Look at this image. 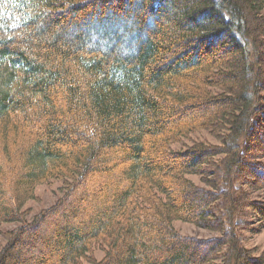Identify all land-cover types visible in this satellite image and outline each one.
I'll list each match as a JSON object with an SVG mask.
<instances>
[{
    "label": "trees",
    "instance_id": "obj_1",
    "mask_svg": "<svg viewBox=\"0 0 264 264\" xmlns=\"http://www.w3.org/2000/svg\"><path fill=\"white\" fill-rule=\"evenodd\" d=\"M0 124V264L41 222L30 264H264V0H0Z\"/></svg>",
    "mask_w": 264,
    "mask_h": 264
},
{
    "label": "rangeland",
    "instance_id": "obj_2",
    "mask_svg": "<svg viewBox=\"0 0 264 264\" xmlns=\"http://www.w3.org/2000/svg\"><path fill=\"white\" fill-rule=\"evenodd\" d=\"M2 127L3 125L0 124V141H3V138H5L4 134H2ZM25 131H27V129H25ZM193 137L207 138L209 141L213 143L217 141L211 138L205 132H199L196 135L194 134ZM173 146H175L174 148H179V144ZM180 146L182 147V145ZM187 177H190L194 182L201 185V179L203 176L190 175ZM204 177L211 179V176H208L207 174H204ZM59 189H60V184L58 182H53L52 184L38 185L35 189V198L26 201L22 206L23 209L28 210V213L26 214V218L31 219L42 208L47 207L50 204L54 203V201L61 195ZM243 189L249 192L251 198L261 199V200H263L264 198V190L262 189L251 191V189H248L245 186H243ZM89 206L91 205L88 203H82L78 205V207L82 209V211L80 210L78 217L81 216L80 215L81 212L82 214H84L85 211L83 210L85 209V207L88 208ZM247 212L248 214L246 215V217H244V219H240L239 217L235 219L236 223L240 225H245L247 227L246 230H243L241 236L239 237V240L245 248L250 250L253 256H259L262 254L264 255V226L261 224L262 222L258 220L255 214L253 215L249 211ZM56 215L54 214L50 215V219L51 218L55 219ZM47 219L50 220L49 218ZM76 220H79V218L77 217L72 218L73 223H75ZM59 221L61 223H64V219ZM45 223L46 222L44 223L41 222L39 224L37 235L32 237H30L29 235L25 237L23 236L24 238L22 239L26 241L23 240L19 241V245H17L15 249L12 250V252L10 251L11 256H9L6 259L5 261L6 264H30L33 258H36L38 255H41L43 251L47 252L48 250L51 249V247L49 246L50 241H48V239L51 238L53 226L52 223H47V224ZM18 225H19L18 222L4 223V224H0V229L14 228ZM174 225L183 235L194 236L204 239L205 238L211 239L221 235V232H217V231L215 232V231L199 228L190 222L176 220L174 221ZM0 242H1V238H0ZM24 244H26V246H23ZM91 254L93 256L92 257L93 259L94 258L97 260L100 259L103 255V250L101 246L95 248ZM27 257H29V260L24 261V259H26ZM90 259L91 258H89L86 261L84 260L82 263L92 264L89 262Z\"/></svg>",
    "mask_w": 264,
    "mask_h": 264
}]
</instances>
